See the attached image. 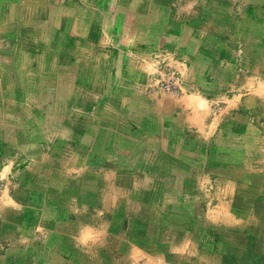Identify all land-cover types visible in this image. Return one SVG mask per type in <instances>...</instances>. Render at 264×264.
I'll return each instance as SVG.
<instances>
[{"label": "crops", "instance_id": "0c3cea01", "mask_svg": "<svg viewBox=\"0 0 264 264\" xmlns=\"http://www.w3.org/2000/svg\"><path fill=\"white\" fill-rule=\"evenodd\" d=\"M57 1L83 58L115 36L181 64L197 97L122 111L124 127L76 113L71 82L104 60L75 61V76L72 55L45 61ZM58 69L71 81L59 102ZM263 87L264 0H0V264H193L202 225L217 236L205 250L264 264ZM222 90L245 120L217 125L203 103ZM202 205L227 228L202 224Z\"/></svg>", "mask_w": 264, "mask_h": 264}, {"label": "rangeland", "instance_id": "374dc122", "mask_svg": "<svg viewBox=\"0 0 264 264\" xmlns=\"http://www.w3.org/2000/svg\"><path fill=\"white\" fill-rule=\"evenodd\" d=\"M55 5L57 8L58 35L56 36L55 40H50V44L44 45V47H42L44 50L48 51L47 53L43 54L42 57L46 62H48L51 60V58L57 56L61 52L65 53L64 55H66V57L69 56V58L72 55V59L74 60L71 63V69L74 71H72L71 74L75 76L77 67V63H75V61H86L84 62L86 65L91 63L87 62L90 59L86 57L83 58L80 53L81 48H84L89 44H87V42L80 36H74L71 39H66L64 35H60L61 33H64L65 28L64 4L60 1H57ZM119 39L115 38V36L105 39H91L92 44H94L91 45V48L92 50L94 49L93 53L95 55L93 56L94 59H91L90 61L101 62L103 59L104 65H101V63L98 66L95 65V67L92 68L85 67V69H87V73L83 75L82 83L77 81L74 83L73 81H68L67 78H70L69 75L67 77L64 76L65 72L58 69L61 71L62 75L58 78V83L56 86L57 102L61 101L60 99L64 100L65 91L70 92L69 82H71V87L74 89V98L71 100L69 106H71L72 110H74L76 113L77 111L82 110L87 111L84 114L80 113V115H83V117L94 116V118L97 115H102V110L107 111L106 119L108 121L115 120L117 122V126L124 127L126 124L125 122L128 121V117L127 115H123L122 111H127L130 109H135L137 111H148L150 107L161 98H165V100H167L166 102L171 101L174 104H179L177 101L182 97H197L193 94L192 90L189 89L188 85H186V68L184 69L181 64H174L170 59L163 60L155 53L139 54L127 52V44L126 46L120 44L118 42ZM67 40L69 47L66 45ZM53 49H56V53H54ZM118 49H123L122 53H119ZM128 49H130V47H128ZM83 50L86 51L87 49ZM164 55L166 58L169 57L166 54ZM92 64L94 65L95 63ZM82 66L83 65L79 64L80 72L84 70ZM48 71L49 69H45L46 73H48ZM42 72L44 73V70ZM261 90L263 91L262 93H264V87ZM129 95L132 96V98H134L136 101L133 102V100H131L132 98H129ZM151 99H153V101H151ZM212 101L206 102V104L204 102L203 104L208 110L210 106L209 103H211L210 111L212 116H217L219 119L217 124L218 126H226L231 124L230 118L235 112H237L239 114L238 116H241L242 119H246L247 112L245 110L234 109L235 111H232L230 106V103H232L231 97H226L223 93V90L222 93H219L218 96ZM62 102L64 103V101ZM63 105L58 107V111H65ZM57 119L60 120L59 118ZM89 120L94 122L96 121L95 119ZM250 122L251 124H255L256 120L250 119ZM40 133L41 131L38 132L37 137L40 135L41 138L45 136ZM41 138H39V140H41ZM36 142H38V140H36ZM2 186L3 182L0 180V189ZM204 208L205 207L202 205V224L204 221L206 222L205 218L210 216V219L213 221L211 222L209 220L211 225L214 224L216 227L222 228L227 226V224L225 225L223 222L217 221V217L219 215L217 214V210L219 208L216 209V207L213 206H211L208 210H204ZM234 229L238 228L232 227V230ZM232 230H229V235L228 233L226 234L229 236L228 238H230V232H232ZM198 236L200 237V245L195 254H190V262L192 261L193 264H229V262H227L225 259L229 255L220 253L222 251L213 252L211 251V246H206L207 249L205 250V243L203 241L211 242L215 241L217 238L215 234L213 235L212 230H205V227L202 225L200 234ZM199 237H196V239ZM196 239L195 241H198ZM251 255L252 254L249 255L250 259L252 258ZM263 255L264 254H262V256Z\"/></svg>", "mask_w": 264, "mask_h": 264}]
</instances>
